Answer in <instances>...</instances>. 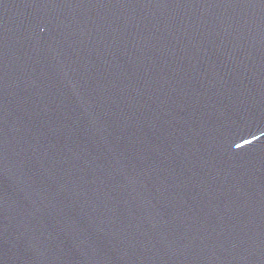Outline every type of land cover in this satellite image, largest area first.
<instances>
[{
	"label": "water",
	"instance_id": "1",
	"mask_svg": "<svg viewBox=\"0 0 264 264\" xmlns=\"http://www.w3.org/2000/svg\"><path fill=\"white\" fill-rule=\"evenodd\" d=\"M0 264H264V0H0Z\"/></svg>",
	"mask_w": 264,
	"mask_h": 264
}]
</instances>
